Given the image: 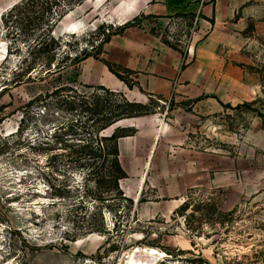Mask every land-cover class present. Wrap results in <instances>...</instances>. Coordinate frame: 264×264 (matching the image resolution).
<instances>
[{
	"label": "rangeland",
	"instance_id": "obj_1",
	"mask_svg": "<svg viewBox=\"0 0 264 264\" xmlns=\"http://www.w3.org/2000/svg\"><path fill=\"white\" fill-rule=\"evenodd\" d=\"M245 1L234 18V39L202 50L200 41L210 30L199 39L200 10L154 14L151 7L159 0H32L4 15L0 264H126L138 248L137 256H148V247L163 253L148 264H264V0ZM46 4L53 11L47 13ZM86 53L91 56L84 59ZM128 54L146 64L133 70L130 77L139 85L132 89L103 62L128 68L119 61ZM78 56L71 72L80 74L81 84L70 85L88 99L70 107L58 91L69 84L67 75L45 74ZM198 59L191 80H182ZM174 60L177 75L165 79V66ZM28 65L43 77L27 80ZM102 68L127 86L113 91L151 112L101 132L137 130L141 123L152 135L142 175L120 181L134 204L103 199L111 194L96 183L104 157L77 144L94 136L103 115L121 105L118 93L87 87H107L90 82L95 74L103 78ZM245 103L250 108L240 106ZM57 127L56 135L50 133ZM78 153L85 168L75 162ZM189 196L214 198L207 222L199 211L189 218L194 204L181 216L159 213L167 200L179 208ZM98 224L110 232H87Z\"/></svg>",
	"mask_w": 264,
	"mask_h": 264
},
{
	"label": "trees",
	"instance_id": "obj_2",
	"mask_svg": "<svg viewBox=\"0 0 264 264\" xmlns=\"http://www.w3.org/2000/svg\"><path fill=\"white\" fill-rule=\"evenodd\" d=\"M29 1L32 0H22L21 2H19L18 4H16L15 6H13L8 13H11L15 10H17L18 8L24 6L25 4L29 3ZM45 11L48 13L50 11H53V7L49 6V4H46L45 6ZM193 16V14L191 15ZM5 17V16H4ZM132 23L128 22L125 24L124 28H127L129 26H131ZM109 39H107L108 41ZM170 45V44H169ZM171 47L175 48L174 46L170 45ZM91 55L86 53L85 56L83 57L84 59H87L88 57H90ZM81 58L78 56L74 59L71 60V63H64V65L62 66H55L54 70H50L48 72H46V76L47 75H51L53 73H60L61 75H67V85H62L58 91H62V98L63 101L65 102V104H68L70 107L73 106H78V101H82V102H87L84 100H87L88 97H86L85 94H83L81 91H79L78 88H75V86L70 85V84H81L79 81V76L80 74L78 73V75L75 74L72 75L71 72V68H77V66H79V60ZM104 64L108 67V69L115 74L119 79H121L122 81H124L128 87L130 89L134 88L135 85H139V82L136 81L135 79H132L130 76L132 74H135V72L129 68H125L122 67L118 64H115L113 62H110L108 60H103ZM23 68V67H22ZM74 69V70H75ZM69 71V73H67V71ZM24 71L26 72V77L27 80H31V78H36L41 74L40 69H38V67L35 66H31L28 65L26 66V69H24ZM34 72H37L36 74H34ZM68 74L70 76H68ZM41 76V75H40ZM43 76H41L42 78ZM40 78V77H39ZM21 81H16V84H20ZM88 88H94L96 90H103L106 93H110L111 95H113V93H118L119 97L121 98L119 102H121V105H119V109L116 111V113H110L107 115H103V119L100 123V126L97 127L96 131L94 132V136L90 137V138H85V139H81V141H79L77 144L79 147H81V149H83L84 151H89V154L91 156H96L102 158L104 157V163L103 166L101 167V169L105 170L102 173V176L99 177V179L96 180V183L101 186L104 187L105 185H107V192L110 191L111 194H109V196L107 197H103V199H109L110 198H123L124 200H128L130 201V203L134 204V200L131 198H128L127 196H125V193L123 192L121 185H120V181L122 179H125L128 177V174L126 173V171L124 170L122 164H121V160H120V148H119V139L122 137H127V136H134L137 133V130L135 128H117L111 135H101V132L107 128H109L110 126L114 125L115 123H117L120 120L123 119H127V118H134V117H139V116H144V115H148L150 114V110L148 109V105L143 104V103H139V102H133L128 100L125 95L121 92H115L105 86H87ZM95 94V93H93ZM123 104V105H122ZM100 106V105H99ZM242 107H247L250 108V104L245 103L243 105H240ZM101 111V108L98 109ZM96 110V111H98ZM62 127H57L54 130H51L50 133H53L54 135H56ZM54 131V132H53ZM44 144L46 142H43ZM48 143V142H47ZM89 155V156H90ZM75 162L77 164H79V167L81 168H85V166H83V162L86 160V158L82 157V155H80L79 153L76 154L75 157ZM92 157H89L88 159H90ZM101 170V171H102ZM112 198V199H113ZM144 199H141L140 202H143ZM215 200L212 196L200 199V200H194L192 199V196L188 197V200H186L179 208H177L174 212L175 216L176 215H184L185 212L190 208V206H193L192 208V212L189 215V218H193L196 215V212H200L201 213V217L204 218L206 220V222L208 221V219H210L212 212L211 209L215 208ZM216 209H219V204H217ZM106 228V229H105ZM118 231V230H117ZM88 233L91 232H99V233H109L110 230L108 231L107 227L105 225H91L89 227V230H87ZM123 233H125V230L123 231ZM124 239V238H123Z\"/></svg>",
	"mask_w": 264,
	"mask_h": 264
},
{
	"label": "crops",
	"instance_id": "obj_3",
	"mask_svg": "<svg viewBox=\"0 0 264 264\" xmlns=\"http://www.w3.org/2000/svg\"><path fill=\"white\" fill-rule=\"evenodd\" d=\"M22 0H0V22L2 21L4 15L9 12V10L21 2ZM160 3L155 6L151 7V12L154 14H161L166 15L173 13L175 10L181 9H188L189 12L197 13L199 10L202 14V21H201V30L199 32V39L203 38L201 33L207 32L210 30L209 34L203 38L204 40L200 41V48L204 49L205 45L210 46H217V40H221L223 42H229L234 39L235 37V21L234 18L237 14H239L243 4L246 2L245 0H159ZM172 7V8H169ZM240 24V22H239ZM229 29V30H226ZM239 28V27H238ZM225 30L224 33H219V31ZM203 44V45H202ZM213 47V48H214ZM128 57V58H127ZM130 54L128 56L123 57L119 61L125 65L126 67L132 70H144L146 69V64L143 62H139L132 58ZM201 64L200 60L194 61L190 67H188L185 72H183L182 80L189 81L191 80L190 70H192L193 66ZM87 67V65H85ZM165 72L162 76L165 79H174L178 72V62L177 60L173 61V64L168 62L167 66H165ZM105 75L103 78L100 77L99 74H95L92 77L90 82H95L96 84H104L107 87L111 88L112 90L122 91L125 92L126 84L114 77L113 75L107 73L104 68H102ZM107 70V69H106ZM156 74V73H154ZM85 75L82 74L81 79L85 80ZM200 79L198 75L197 78L194 79L196 81ZM141 84L147 85V81L143 80L142 78L139 79ZM169 80V84L171 86V82ZM137 125V133L134 136L124 137L119 140V148H120V160L121 164L126 171L127 174L131 176H138L142 175L146 165L148 164L147 161V151L148 146L147 143L152 141L151 133L148 131H144L141 127V123ZM145 132V134H143ZM139 138L145 139L142 145L137 146V141ZM131 140H135L132 144ZM150 158V157H149ZM144 177L142 178L143 182ZM122 189L124 184L122 183ZM176 195V194H175ZM179 204L175 203L173 200H167V205L165 210H159L163 216H168L173 213Z\"/></svg>",
	"mask_w": 264,
	"mask_h": 264
},
{
	"label": "bare ground",
	"instance_id": "obj_4",
	"mask_svg": "<svg viewBox=\"0 0 264 264\" xmlns=\"http://www.w3.org/2000/svg\"><path fill=\"white\" fill-rule=\"evenodd\" d=\"M142 251V248H138L136 252H130L129 253V259L126 264H148L150 262V257H158L161 254H163L160 250L156 248L148 247L146 248V251L148 253V256H137V253ZM156 259V258H155ZM152 260V259H151Z\"/></svg>",
	"mask_w": 264,
	"mask_h": 264
}]
</instances>
